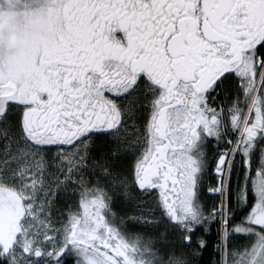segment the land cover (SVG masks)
I'll list each match as a JSON object with an SVG mask.
<instances>
[{
    "label": "snow or ice",
    "instance_id": "6c2138e0",
    "mask_svg": "<svg viewBox=\"0 0 264 264\" xmlns=\"http://www.w3.org/2000/svg\"><path fill=\"white\" fill-rule=\"evenodd\" d=\"M0 264H264V0H0Z\"/></svg>",
    "mask_w": 264,
    "mask_h": 264
}]
</instances>
